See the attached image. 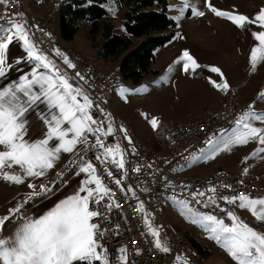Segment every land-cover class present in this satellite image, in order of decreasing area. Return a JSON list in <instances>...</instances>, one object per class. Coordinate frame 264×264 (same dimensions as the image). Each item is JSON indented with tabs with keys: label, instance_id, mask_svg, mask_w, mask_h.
Here are the masks:
<instances>
[{
	"label": "snow or ice",
	"instance_id": "1",
	"mask_svg": "<svg viewBox=\"0 0 264 264\" xmlns=\"http://www.w3.org/2000/svg\"><path fill=\"white\" fill-rule=\"evenodd\" d=\"M0 2L7 4L9 0H0ZM206 3L208 9L217 17L228 19L239 29H245L248 25H259L264 29V8L250 19L243 14L220 10L213 6L210 0H206ZM188 7H191L192 14L195 16L205 15L203 11L190 5L189 0H184L181 10ZM18 15L22 16V14ZM8 23L10 27L3 29L5 36L0 37V78L6 77L14 67L13 64L7 63V51L14 38L22 42L23 50L27 53L25 57L18 58L14 64L19 65L26 60L32 67L30 72L0 87V147L3 148L0 151V178L15 184H23L27 178L46 177L48 172L54 169L61 153H70L77 144L87 143L86 133L95 135L96 145L103 149L101 156L97 157L101 163L110 159L117 169H124V153L119 143L114 146H105L101 140V134L107 137L115 131L112 123H108L106 131L103 127L97 126L98 122L93 119L90 112L93 101L81 87L70 83L67 74L62 73L46 54L38 50L30 39L26 22L9 20ZM252 35L258 42L252 47L249 57L250 70L255 72L257 66L264 63V30L253 32ZM56 54L62 56L68 68H75V65L59 49H56ZM175 63L182 65L185 73H194L202 67L187 49ZM210 70L218 73L222 80L218 83L210 79L212 86L227 92L229 83L224 79L221 69L211 67ZM76 75L80 76L79 73ZM80 79L84 78L80 76ZM120 91L123 95L128 89L121 87ZM259 99L264 100V92L259 93ZM40 104L45 107V111L40 113V118L43 120L46 132L42 139L29 141L25 139L28 124L26 117L30 110ZM250 118L264 121V113H256L250 105L249 111H245L235 121L236 125L243 130L228 139L221 137L219 143L223 144V150L230 151L232 145L246 144L251 139H258L259 143L264 145V127H254L249 122ZM149 122L153 129L158 127V120L155 117ZM121 130L127 138L126 129ZM128 139L131 143L130 138ZM207 143L213 145L216 142L210 139ZM217 150L218 144L217 147L212 148V152L215 153ZM258 151L264 152V148ZM14 166H18L20 171H12ZM77 167L79 168L77 175L87 174L78 190L60 200L43 215L38 218L23 216L17 218L16 214L23 207V204H18L15 208L9 209V215L0 218V231L3 230L6 221L11 218L18 219L12 235L0 237V264H112L108 249L100 243L108 230L102 229L98 223L93 222L94 218L105 220L107 217L99 207H90V204L99 206L105 197L111 200L112 189L104 183L91 162L82 160ZM106 171L107 176L114 179V183L120 186L121 180L115 179L112 171ZM136 171H140L139 166ZM62 175V173L57 174L58 177ZM123 175L126 177L127 172L125 171ZM60 182L64 181L61 179ZM52 183L54 185L56 181ZM27 186L32 189V192L28 194L25 203L34 196L47 197L54 191L53 187L46 184H40L38 191L34 183H29ZM222 187L230 188L231 185ZM209 191L215 194L216 188L213 187ZM189 195L192 197L191 201L178 197H169V199L180 205L182 212L190 214L192 222L201 225L210 234L209 238L216 241L235 264H264V233L239 221V218L231 211L227 212L232 221L229 225L215 215L193 210L191 207L193 202L204 203L207 206L204 201L197 199V197L205 196L206 193L192 192ZM221 199L231 204H238L241 209L250 210L256 219L264 221V197L253 198L250 194L242 193L238 196H222ZM208 202L215 204L214 196H209ZM111 207L109 203L105 206V210L111 211ZM116 207L119 205L117 204ZM139 211L144 213L143 202H140ZM143 219L148 234L154 238L155 247L165 253L169 252L170 249L160 237L159 229L153 226L147 213ZM118 253L116 264H128L126 246H122ZM177 259L181 260V257L178 256ZM182 264H188V261L183 259Z\"/></svg>",
	"mask_w": 264,
	"mask_h": 264
},
{
	"label": "rangeland",
	"instance_id": "2",
	"mask_svg": "<svg viewBox=\"0 0 264 264\" xmlns=\"http://www.w3.org/2000/svg\"><path fill=\"white\" fill-rule=\"evenodd\" d=\"M61 1L29 0L30 5L38 6L43 11L35 12L31 7L34 13L47 12L52 5L59 6ZM189 3L199 11H203L205 15L202 17L193 15L191 7L181 10L184 0L170 1L169 13L178 22V29L175 38L156 53V62L153 68L158 69L160 73L158 75L150 74L139 83L123 79L118 89L113 91L109 97L111 108L123 119L125 124H130L134 128L133 130L136 132L134 134L138 135L140 140L145 142L144 144L148 143L149 139L168 141L169 136L166 131V124L168 122L181 123L189 117L199 116L209 109L217 108L219 103L222 102L231 90H237L243 101L253 103L252 109L256 113H264V100L259 99V93L264 92V63L259 64L256 71L252 72L249 62L251 49L258 43L252 33L264 29L259 25H248L245 29H239L228 19L217 17L212 13L207 7L206 0H189ZM210 3L220 10L243 14L250 19L254 18L261 8H264V0H210ZM113 11L116 17L113 20L120 26V18L123 11L116 9ZM9 27L10 24L0 30V37L5 36L3 29ZM27 27L29 28L28 25H26ZM89 27V22H84L79 34L84 36L88 40L90 47L96 50L91 53L81 51L67 41H64L59 35V29L58 37L62 43L64 42L71 46L81 54L93 57L101 68L118 70V61H108L100 58L98 47H100L102 35L101 33L98 34L95 43H93L89 36ZM14 32L15 30L13 29L12 33L14 34ZM123 32V27H119V33ZM30 34L36 40L31 30ZM21 44V41L14 38V41L9 46L7 63L13 64L14 67L6 77L0 78V87L17 80L20 75L30 72L27 70V65H15V61L9 59L11 52ZM37 48L43 54H46L62 73H66L56 63V60L50 53L39 47ZM55 49L53 50L54 52L56 51ZM185 49L202 66L194 73H185L182 70V65L175 63ZM211 67H218L224 73V79L229 83V90L227 92L217 90L210 83V79L216 80L218 83L222 82L218 73L211 72ZM69 82L74 86L81 87L89 96L80 84L70 78ZM121 87L128 89L123 95H121ZM89 98L93 101L90 96ZM44 111V105L40 104L27 114L28 124L25 139L34 141L44 137L46 127L40 118V113ZM97 111H100L108 122H112L111 115L107 111L102 112L98 110L93 101V107L90 109L91 115ZM153 117L158 120V127L156 129H153L149 122ZM235 121L230 127L222 130L220 137L214 140L216 143L209 145L210 147L207 152L197 154L190 166L181 171L193 174H206L207 172H204L206 167H223L224 169L221 171H227L238 165L248 163L255 169H259L260 166L264 167V152L258 151V149L264 148V145L260 144L258 139H251L246 144H234L230 151L223 150V144L219 143L221 137L228 139L243 130L236 125ZM249 122L254 127H264V121L252 120L250 118ZM91 143L87 140V143L77 144L72 152L61 153L60 158L55 163L54 169L50 170L46 177L27 178L23 184H15L0 178V218L9 215V209L15 208L18 204H23V207L16 214L17 218L21 216L38 218L54 207L60 200L77 191L81 181L87 176L85 173L77 175L79 172L77 165L82 160L88 162L87 152L92 146ZM149 143L148 145L155 147ZM217 144L218 150L213 153L212 148L217 147ZM2 150L3 148L0 147V151ZM200 163L203 166L196 169V166ZM11 170L20 171L18 166H14ZM58 173H62V177H58ZM61 179L64 181L63 183L60 182ZM53 181H56L54 185ZM29 183L36 184L37 191L40 184L53 187L54 191L47 197L34 196L25 203L28 194L32 192V189H29L27 186ZM107 199L108 197L104 198V200ZM161 207L178 231L180 237L188 238L191 241L195 251L199 255L200 264H235L227 252L216 241L209 238L210 234L201 225L193 223L190 214L182 212L181 206L174 200L167 197ZM247 213L252 214L248 209L238 208L234 211L239 221L249 225L260 233H264V221L256 219L253 214L251 215L252 218H246ZM239 214L241 215L239 216ZM17 218H11L5 222L3 230L0 231V237L12 235L17 226ZM202 232L205 233L204 237H201ZM195 243L199 244L202 249L199 250Z\"/></svg>",
	"mask_w": 264,
	"mask_h": 264
},
{
	"label": "built area",
	"instance_id": "3",
	"mask_svg": "<svg viewBox=\"0 0 264 264\" xmlns=\"http://www.w3.org/2000/svg\"><path fill=\"white\" fill-rule=\"evenodd\" d=\"M58 15V5H52L47 12L34 13L29 0H9L7 4L0 2V26L4 28L9 25V20L26 22L38 46L50 53L69 77L85 89L96 106L98 105V110L102 109V112L107 111L111 115L115 131L107 137L101 134V140L105 146L119 143L124 153V169H117L110 159L101 163L97 157L101 156L103 149L96 145V136L87 133V140L92 142L87 152V160L95 165L97 174L113 193L111 200L108 197L99 206L90 204V207H99L107 217L105 220H93L102 229L108 230L100 243L108 249L112 264H116L118 250L122 246L127 248L128 264H182L183 259H186L188 264H200L199 255L191 241L180 237L161 206L167 197L191 201L190 193L205 192V196L197 199L204 201L207 206L193 202L191 207L199 212L215 215L231 225L232 221L227 212H233L238 204H231L221 199L222 196H238L245 193L253 198L264 197V186L249 163L228 171H217L202 176L181 171L188 168L193 158L209 146L208 140L218 139L222 130L230 127L245 111H249V106L253 107V103L243 101L237 90H231L220 107L209 109L199 116L189 117L181 123L168 122L166 131L169 143L164 149L144 144L134 134L133 128L125 124L110 106V94L116 91L123 81L119 71L113 68L103 69L93 57L81 54L62 43L58 37ZM54 48L60 49L75 68H68L62 56L54 53ZM76 73L84 79H80ZM92 117L98 122L97 126L106 131L109 122L105 116L97 111ZM121 129H126L127 138ZM137 166L140 168L138 172ZM106 170L112 171L113 177L121 180L120 186L107 176ZM125 171L126 177L123 175ZM223 185L231 187L225 188ZM213 187L216 188L215 194L209 191ZM209 196H214L215 204L208 202ZM140 202H143L144 213L139 211ZM109 203L112 205L111 211H106L105 206ZM117 204L119 207H116ZM145 213L149 215L153 226L159 229L160 237L170 249L169 252L165 253L155 247L154 238L148 234L144 224ZM204 236L205 233L202 232L201 237ZM178 256L181 260L177 259Z\"/></svg>",
	"mask_w": 264,
	"mask_h": 264
},
{
	"label": "trees",
	"instance_id": "4",
	"mask_svg": "<svg viewBox=\"0 0 264 264\" xmlns=\"http://www.w3.org/2000/svg\"><path fill=\"white\" fill-rule=\"evenodd\" d=\"M170 1L62 0L58 15L59 35L64 41H73L83 23L89 22L88 32L93 43L98 34L102 35L101 58L118 61L122 78L139 83L150 74L160 73L153 68L156 53L177 34L178 22L169 13ZM114 9L123 11L120 26L113 20L116 19ZM119 27H123V33H119Z\"/></svg>",
	"mask_w": 264,
	"mask_h": 264
},
{
	"label": "crops",
	"instance_id": "5",
	"mask_svg": "<svg viewBox=\"0 0 264 264\" xmlns=\"http://www.w3.org/2000/svg\"><path fill=\"white\" fill-rule=\"evenodd\" d=\"M31 7L33 8V10L35 11V12H43V11H41L42 9L40 8H38V6H34V5H31ZM27 30H28V32H29V36H30V39L34 42V44L37 46V42H36V40H34L33 39V37L31 36V34H30V30H29V28L27 27ZM80 32H78V34L76 35V37H75V39L73 40V41H70V42H68V43H70V44H72L73 46H75L76 48H78V49H80L81 51H84V52H86V53H91L92 51L94 52V51H96L94 48H92V47H90V45H89V43H88V40L84 37V36H81L80 34H79ZM38 47V46H37ZM99 48V47H98ZM56 49H58V48H56ZM55 49V50H56ZM60 50V49H59ZM61 51V50H60ZM98 54H99V56H100V58H101V50H100V48L98 49ZM54 53H56V51L54 52ZM27 55V53H26V51H24L23 50V47H22V44L21 45H18V47L16 48V49H14L12 52H11V57L9 58L10 60H12V61H16L18 58H22V57H25ZM102 59V58H101ZM20 64H25V65H27V70H31V67H32V65H30L26 60H24V61H22ZM117 67H118V63H117ZM43 69H41V71H42ZM225 99V98H224ZM224 99L222 100V102H220L219 103V106L218 107H220L222 104H223V101H224ZM217 107V108H218ZM134 129V128H133ZM134 132H135V130H134ZM136 133V132H135ZM136 136H138V135H136ZM139 137V136H138ZM148 141V140H147ZM149 142H151V143H149ZM143 143H145V142H143ZM148 143L149 144H153L157 149H164L166 146H167V144L169 143V139H168V141H165V140H159V141H155V140H153V139H149V141H148ZM148 143H146V144H148ZM209 147L210 146H208L203 152H207L208 151V149H209ZM201 154V153H200ZM208 163V162H207ZM250 164V163H249ZM203 166V164H199L198 166H196V169H199V167L201 168ZM222 169H224L223 167H206V169H205V171L204 172H207L206 174H210V173H214V172H217V171H221ZM255 169V168H254ZM256 170V177H257V179L261 182V184L264 186V167L263 166H260V168L258 169H255ZM228 171V170H227ZM189 173V172H188ZM191 174H193V173H191ZM205 173H202V174H193V175H197V176H202V175H206ZM239 207H237L235 210H237ZM234 210V211H235ZM234 211H233V213H234ZM241 214H239V216H240ZM252 214H250V213H247L246 214V218H252V216H251Z\"/></svg>",
	"mask_w": 264,
	"mask_h": 264
},
{
	"label": "bare ground",
	"instance_id": "6",
	"mask_svg": "<svg viewBox=\"0 0 264 264\" xmlns=\"http://www.w3.org/2000/svg\"><path fill=\"white\" fill-rule=\"evenodd\" d=\"M113 110V109H112ZM114 111V110H113ZM118 115V114H117ZM119 116V115H118ZM120 117V116H119ZM121 118V117H120ZM130 125V124H129ZM131 126V125H130Z\"/></svg>",
	"mask_w": 264,
	"mask_h": 264
}]
</instances>
